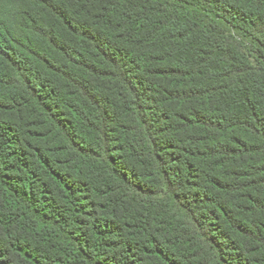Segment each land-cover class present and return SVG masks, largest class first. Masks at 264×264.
<instances>
[{
    "label": "trees",
    "instance_id": "obj_1",
    "mask_svg": "<svg viewBox=\"0 0 264 264\" xmlns=\"http://www.w3.org/2000/svg\"><path fill=\"white\" fill-rule=\"evenodd\" d=\"M0 264H264V0H0Z\"/></svg>",
    "mask_w": 264,
    "mask_h": 264
}]
</instances>
